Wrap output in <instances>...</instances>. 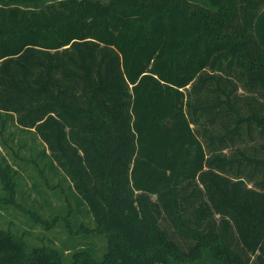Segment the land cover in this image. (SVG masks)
Returning a JSON list of instances; mask_svg holds the SVG:
<instances>
[{"label": "trees", "instance_id": "16d2710c", "mask_svg": "<svg viewBox=\"0 0 264 264\" xmlns=\"http://www.w3.org/2000/svg\"><path fill=\"white\" fill-rule=\"evenodd\" d=\"M0 145L91 217L74 264H264V0H0Z\"/></svg>", "mask_w": 264, "mask_h": 264}, {"label": "rangeland", "instance_id": "374dc122", "mask_svg": "<svg viewBox=\"0 0 264 264\" xmlns=\"http://www.w3.org/2000/svg\"><path fill=\"white\" fill-rule=\"evenodd\" d=\"M18 132L17 128L13 127L4 134L6 139L9 133L15 134V141L9 145L16 152L19 146L17 135L21 133ZM20 137L31 144V148H34L32 145L35 144L41 149L39 141L33 136L20 134ZM20 154L25 158L30 156L28 151H21ZM0 156L17 171L20 182V193L9 196V205L0 202V231L14 234L26 252L48 254L53 264L83 262L89 258L85 254L88 249H92L99 258L105 250V240L92 236L91 231H88L93 228V223L89 215L83 214L84 208H81V213L76 214L73 200L69 204L59 190L56 192L50 189L56 180L50 179L49 187H46L31 167L23 165L22 169L14 164L12 152L6 151L1 145ZM1 188L0 186V199H3L7 193L4 195ZM66 194L69 197L68 192ZM54 220L57 222L53 223ZM51 222L56 225H50Z\"/></svg>", "mask_w": 264, "mask_h": 264}]
</instances>
